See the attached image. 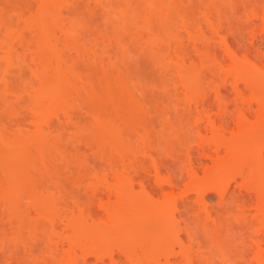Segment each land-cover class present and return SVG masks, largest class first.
<instances>
[{
    "label": "rangeland",
    "instance_id": "rangeland-1",
    "mask_svg": "<svg viewBox=\"0 0 264 264\" xmlns=\"http://www.w3.org/2000/svg\"><path fill=\"white\" fill-rule=\"evenodd\" d=\"M257 111L264 0H0V264H264L233 205L252 155L214 165L230 193L190 188Z\"/></svg>",
    "mask_w": 264,
    "mask_h": 264
},
{
    "label": "bare ground",
    "instance_id": "bare-ground-1",
    "mask_svg": "<svg viewBox=\"0 0 264 264\" xmlns=\"http://www.w3.org/2000/svg\"><path fill=\"white\" fill-rule=\"evenodd\" d=\"M224 88L226 89V87H224ZM226 90H228V89H226ZM233 102H234V101H233ZM236 103H237V102H235V104H236ZM210 104H211V103H210ZM232 104H233V103H232ZM232 104H231V106H232ZM235 104H233V105H235ZM211 105H212V104H211ZM211 105H210V106H211ZM227 105H228V104H227ZM227 105H226V106H227ZM229 105H230V104H229ZM229 105H228V106H229ZM238 105H240V104H238ZM238 105H236V106H232L233 108L235 107L234 109H233V108L230 109V108H231V107H230V108H229V109H230L229 113H231L233 110H238V109H237V106H238ZM226 106H225L224 108L226 109V112H228ZM228 106H227V107H228ZM240 106H241V105H240ZM240 106H239V107H240ZM239 107H238V108H239ZM242 107H243V106H242ZM242 107H240L239 110H238V112H239L240 115L242 114V112L240 111V109H241ZM248 108H249V107H248ZM248 108H247V109H248ZM229 109H228V110H229ZM231 110H232V111H231ZM243 110H245V109L242 108V111H243ZM224 111H225V110H224ZM224 111H223L222 113H220L219 115L217 114V117L220 116L221 114H222V116L224 117V115H223L224 113H225V115H226L225 117H228L229 115H232V114L226 113V112H224ZM248 111H250V110L248 109ZM234 112H235V111H233V114H234ZM238 112H236V113H238ZM240 112H241V113H240ZM246 112H247V111H246ZM246 112H245V114H246V117H247V114H248L249 112H247V113H246ZM250 112H252V114H253V112L255 113V110L252 111V109H251ZM262 112H263V111H262ZM236 113H235V115H236ZM256 113H261V112H258V111H257ZM227 114H228V115H227ZM243 114H244V113H243ZM243 114H242V115H243ZM235 115H234V117H235ZM237 115H238V114H237ZM237 115H236V116H237ZM248 115H249V114H248ZM261 115H262V113H261ZM244 116H245V115H244ZM250 116H251V115H250ZM252 116H253V115H252ZM262 116H264V115H262ZM225 117H224V118H225ZM229 117H230V116H229ZM232 117H233V115H232ZM240 117H241V116H240ZM253 117H254V116H253ZM219 118H220V119H219ZM219 118H218V119H219V122H220V120H222L223 118L221 119V116H220ZM235 118H236V117H235ZM257 118L260 119V116H259V117L257 116ZM214 119H215V118H214ZM214 119L212 118V119H211V122H212V120H213V123H214V121H216V120H214ZM218 119H217V121H218ZM227 119H228V118H227ZM227 119H226V122H224V121H225L224 119H223L224 121H222V122L225 123V125H224V124H221V122L219 123L220 126H219V124L217 125V126H219V128H221V127L223 128V127H224L223 130H222V128H221V130H222L224 133H225V131L227 132V130H224V129H225V126L228 125V122H227L228 120H227ZM229 119H230V118H229ZM242 119H244V118H242ZM247 119H248V118H247ZM247 119H244V120H245V122H247V124H248V128H252V127H249V119H248V120H247ZM255 119H256V116H255ZM261 119H262V118H261ZM232 120H233V119H232ZM237 120H240L239 117H238ZM250 120H251V118H250ZM253 120H254V119H253ZM253 120H252V121H253ZM263 120H264V118H263ZM263 120H262V121H263ZM235 121H236V120H235ZM235 121H234V122H235ZM240 121H241V122H240ZM240 121H236V122H239V124L236 123V125H241L240 127H242L244 124H245V126L247 125V124H246L245 122H243L242 120H240ZM262 121H259V123L262 122ZM211 122H210V123H211ZM229 122H230V121H229ZM256 122H257V119L254 121V124L256 125L255 128L257 127V124H258V123L256 124ZM213 123H211V124L214 125ZM241 123H243V124H241ZM252 123H253V122L250 121V124H252ZM226 124H227V125H226ZM254 124H253V125H254ZM260 124H261V125H260L261 127L259 126V129H260V128H263V131H262L263 133H262L261 135H260V133H259V132H261V131H259V129H258L259 132H255V133H259L258 135H256V134H255V135H254V134L251 135V133H250L251 136H247V135H249V132L246 131V130L248 129L247 126H246V127L243 126V127H245V128L241 129L242 131L246 129L244 133H241V130H240V133L233 134V132L231 131V132H232V134H231L232 136L229 135L230 137H228V138H227V136H226V139H230L229 142H231V143H229V144H231V145H229L230 148H231L230 151L227 150V149H229V147L227 146L228 148L225 150L226 153H224L225 155H224L223 157L219 156L218 159H216L217 157L215 156V158L212 159V160H214V161H213V162H210V163H213V165H211V166L208 165V166H210V168H206V167H205L206 171H208V172H210V174H211V173H212V174H211V175H210V174H207V175L204 174V175H203L204 177L200 176V177L202 178V182H200V183H199V182H196V181L198 180V179H197V180L195 181L196 183H198L197 185H196V183H195V184L191 183V184L194 185L195 188H192L193 185H192V187L190 186V188H191V191H192V190L194 191V190L196 189L194 192H196V191L198 192V193L196 192L197 194L195 193V194H193V195H198V194H200V195H201V194L204 195L205 191H207V190H210V191H211V190H212V191H213V190H214V191H217L216 193L218 194V193H219V192H218L219 187L222 188L221 186H224V188H226L225 186L228 185V184H227L228 182L225 181V184H224V181H222V180L220 181V179H221V178L223 179L224 176L221 177V173H220L221 171L219 172L218 170H217V171L219 172V176L221 177V178L219 179V181L222 182V183H220L218 180H215V179H214L215 177H213V175H214V172H215L216 169H214V168H217V167H218V169H220V166L223 167L224 165H226V162H227V164H228V163H231L232 161H233V163H234V160H235V163H234V164L236 165V164H237L236 162H239V161H240V163H241L242 160H246L247 158H249V157L252 155V157L250 158L251 160H250V159L248 160V161H250L251 163L248 162L247 160H246V162H245V161H242V164H239V163H238L239 165H243V162H244V164H246V163L248 162L249 165L247 166V171H246V169H244V167H245L246 165H245V166L243 165L244 167L241 166V169H242V167H243L244 170H243V169H242V170L239 169V167L236 168V169H239V170H240V172L237 173V174L240 175V177L242 178L241 180L243 181V182H242L241 180L238 181V180H239V179H238V180H237L238 183L240 184V182H241L242 184H240V185H241L242 187H244V186H246V187L248 186V187H249V186L251 185L250 187H252V189H251V188H248V189H251V191L253 190V192H252V193H250V191H249V193L245 192V194H244L245 197H244V196H243V197H240V198H243V200H241L240 198H238V200H236L237 198L234 199L235 201H238V202H242V201H244V203L242 202V203L233 204L234 206H235V205H236V206L238 205V208L240 207V209H237V207H234L231 203H230V204H231L232 206H231V205H230V206H231L232 208H234V209L236 208L237 210H241V209H245V208H247V207H246L247 204L245 205V202L248 203V201H251V202H249L250 205L248 204L249 206H251V204L254 205V203L256 202V203H255L256 207H255V210H254V212L256 211V213H254V216H253V213L247 211V210L250 209V207H249L248 205H247V206H248L247 210H246V209H245V210H246V212H249V213H247L246 215H248V214H250V216L252 215L251 217H253L254 219H256V220H255L256 222L252 220L253 223H254V222L257 223V221H258V223H257V224L259 225L258 228L260 227V228L263 229L264 227H261V226H264V167H263L264 164H262V163H264V157H261V155H263V153L261 154V152L263 151L262 149H264V146H263L264 143H262V144H263V145H262L263 147H261V148L259 147V145L256 146L257 144H259V143H261V142H264V136H262V135H264V123H260ZM204 125H205V124H203V126H204ZM215 125H216V124H215ZM215 125H214V126H215ZM234 125H235V124H234ZM253 125H252V126H253ZM258 125H259V124H258ZM200 126H201V125H200ZM217 126L214 127V128L216 129ZM231 126H233V125H231ZM204 127H205V126H204ZM228 127H229V126H228ZM236 127H237L236 129L239 128V126H236ZM206 128H207V127H206ZM211 128H212V127H211ZM211 128H208L207 130L210 131ZM226 129H227V128H226ZM239 129H240V128H239ZM239 129L236 130V131L238 132ZM256 129H257V128H256ZM217 130H218V129H217ZM219 130H220V129H219ZM231 130H232V129H231ZM251 130H252V129H251ZM261 130H262V129H261ZM205 131H206V129H205ZM211 131H212V130H211ZM214 131H215V130H214ZM214 131H212V132H214ZM222 131H221V132H222ZM234 131H235V130H234ZM236 131H235V132H236ZM249 131H250V130H249ZM219 132H220V131H218V133H219ZM221 132H220V133H221ZM231 132H230V133H231ZM246 132H247L248 134H247ZM216 133H217V132H216ZM220 133H219V135H220ZM224 133H222V135H224ZM227 133H229V131H228ZM222 135H221V136H222ZM259 135H260V136H259ZM222 137H225V136H222ZM225 143H226V142H225ZM251 144H252V146L254 147V150L250 149V150H249L250 152H249L248 149H249V148H253V147L251 146ZM204 145H205V144H204ZM206 145H207V144H206ZM206 145H205V147H206ZM208 145H210V144H208ZM208 145H207V147H206V150H208V151H206L205 154L211 156V154H208V153H210V150H209L210 148H209ZM202 146H203V145L201 144V149L204 147V146H203V147H202ZM260 146H261V145H260ZM199 147H200V146H199ZM205 147H204V149H205ZM256 147L259 149V153H258V151H257L258 149H257V150L255 149ZM197 148H198V147H197ZM225 148H226V146H224V149H225ZM195 149H196V148H195ZM195 149H194V152H193V153H196V151H197L198 149L200 150V148H198V149H196V150H195ZM204 149H202V150L205 151ZM211 149H212V148H211ZM215 150H216V149H215ZM255 150L257 151V155L254 153ZM217 151H218V149H217ZM217 151H216V153H217ZM222 151H224V150H222ZM225 151H224V152H225ZM198 152H200V153H198V154H201L202 151L200 150V151H198ZM249 153H251V154H249ZM252 153H254L255 155L252 154ZM198 154H196V155H197V157L199 158L201 155L198 156ZM202 154H204V152H202ZM205 154H204V156H206ZM212 154H213V153H212ZM258 154H260V156H259ZM216 155H217V154H216ZM222 155H223V154H222ZM247 155H249V156H247ZM204 156H203V157H204ZM194 157H195V155H194ZM201 157H202V156H201ZM201 157H200V160L198 159V161H197V160H196V161H197V162L201 161V159L203 158V157H202V158H201ZM212 157H213V156H212ZM212 157H210V158H212ZM207 158H208V157H207ZM257 158H258V159H257ZM204 159H205V158H204ZM232 159H234V160H232ZM210 160H211V159H210ZM212 160H211V161H212ZM231 160H232V161H231ZM230 161H231V162H230ZM214 162H215V163H214ZM233 163H232V166L234 167ZM205 164H206V163H205ZM214 165H217V167H215ZM218 165H220V166H218ZM239 165H237V166H239ZM232 166H231V168H232ZM237 166H236V167H237ZM211 167H212V168H211ZM228 167H230V166L228 165ZM226 168H227V167H226ZM205 169H204V170H205ZM208 169H210V170H208ZM211 169H212V170H211ZM213 169H214V171H213ZM228 169H229V168H228ZM228 169H226V170H228ZM223 170H224V168H223ZM235 171L238 172V170H235ZM243 171H246V172H247V175H246V172L243 173ZM208 172H207V173H208ZM236 172H235V174H236ZM222 173H223V172H222ZM226 173H227V172H226ZM235 174H234V175H235ZM181 175H182V174H181ZM181 175L179 174V176H181ZM208 175H210V176H208ZM217 175H218V174H217ZM226 175H228V174H226ZM226 175H225V177H226ZM231 176H233V175H231ZM231 176H230V177H231ZM177 177H178V176H177ZM206 177H210V178L206 179ZM211 177H212V178H211ZM238 177H239V176H238ZM244 177H245V178H244ZM246 177H247V178H246ZM180 178H182V177H180ZM203 178H204V179H203ZM228 178H229V177H228ZM228 178H226V179H228ZM231 178H232V180H234L233 182L236 181V176H235L234 178H233V177H231ZM177 179H179V177L176 178V180H177ZM172 180H174V179H172ZM224 180H225V179H224ZM228 180H229V179H228ZM228 180H227V181H228ZM246 180H247V181H246ZM248 180H250L251 182L248 181ZM179 181H180V180H179ZM179 181L177 182L178 184H179ZM230 181H231V180H229V183H230ZM244 182H246L245 185H244ZM170 183H172V182H170ZM170 183H169V184H170ZM177 183L174 182V184H177ZM235 183H237V182H235ZM250 183H251V184H250ZM178 184H177V185H178ZM191 184H189V185H191ZM221 184H222V185H221ZM239 184H238V186H239ZM189 185H188V187H189ZM195 185H196V186H195ZM219 185H220V186H219ZM170 186H171V185H170ZM174 186H175V185H174ZM241 186L237 187V188L239 189V192H240V189H242ZM186 187H187V186H186ZM196 187H197V188H196ZM228 187H229V186H227L226 190L228 189ZM246 187H244V189H245L244 191H247V190H248ZM190 188H189V189H190ZM229 188H230V187H229ZM184 189H185V191H186L185 193H187V192H188V189H187V188H184ZM232 189H233V188H232ZM234 189H235V188H234ZM238 189H236V190H238ZM221 190H224V189H220V190H219L220 193H221ZM200 191H202V192L200 193ZM212 191H211V192H212ZM214 191H213V192H214ZM227 191H228V190H227ZM231 191H232V190L228 191V193H230ZM244 191H243V192H244ZM233 192H234V190H233ZM237 192H238V191H237ZM239 192H238V193H239ZM243 192H241V193H243ZM206 193H207V192H206ZM220 193H219V194H220ZM234 193H235V192H234ZM234 193H233V194H234ZM238 193H235V194H236V195H239L240 193H239V194H238ZM188 194H189V192H188ZM224 194H227L226 191H225V193H223V195H224ZM200 195H198V196L195 197V198L198 197V198L200 199L201 202L198 200V198L196 199V200L199 202V204H201V203H202V200H203V198H202V199L200 198ZM202 195H201V197H202ZM220 195H221V194H220ZM223 195H222V196H223ZM230 195H231V194H230ZM230 195H227V196H230ZM236 195H235V196H236ZM216 196H217V195H215V198H214V199H217V198L219 197V196H218V197L216 198ZM231 196H232V195H231ZM235 196H234V198H235ZM240 196H242V195H240ZM223 197H224V196H223ZM237 197H238V196H237ZM165 198L167 199V198H169V197H165ZM183 198H184V196H183ZM186 198H187V197H186ZM195 198H194V199H195ZM219 198H221V197H219ZM219 198L216 200V201H217L216 203H221V202H219V200L222 201V200H221L222 198H221V199H219ZM224 198L226 199V197H224ZM224 198H223V199H224ZM244 198H245V199L247 198L248 201H247V200H244ZM181 199H182V198H181ZM184 199H185V198H184ZM227 199H229V198H227ZM239 199H240V201H239ZM253 199H255L256 201H255V202L252 201ZM196 200H195V201H196ZM184 201H185V202H184ZM184 201H183V202L186 203V200H184ZM187 201H189V200H187ZM195 201H194V202H195ZM230 201H231V200H230ZM164 202H165V201H164ZM167 202H168V201H167ZM214 202H215V201H214ZM231 202H232V201H231ZM252 202H254V203H252ZM165 203H166V202H165ZM165 203H164V204H165ZM184 203L181 204V205H183V207H187V208H188V206H189L190 204H193V203H190V202H189L190 204L187 203V205H186V204L184 205ZM223 203H226L225 200L222 201V204H223ZM227 203H228V202H227ZM234 203H236V202H234ZM240 204H242V205L244 204V205H243L244 208H243L242 205H240ZM165 205H166V204H165ZM167 205H168V203H167ZM173 205H174V204H173ZM204 205H205V207H206V203L204 204V201H203L202 206H204ZM217 205H218V204H217ZM224 205H225V204H224ZM228 205H229V204H228ZM253 205H252V206H253ZM255 205H254V206H255ZM199 206H200V205H198V208H199ZM230 206H229L228 209L231 208ZM161 207H162V206H161ZM190 207H192V206L190 205ZM193 207H194V204H193ZM205 207H204V208H205ZM226 207H227V206H226ZM226 207H225V208H226ZM241 207H242V208H241ZM163 208H165V206H164ZM163 208H161V210H159V209H160V207H159L158 210H159L160 214H159L158 210H156L157 212L154 211V213H155V214L158 213L157 215H159V216L161 215L162 218H164V217L166 216V214H168L167 210L169 211V209H168L169 207H168L167 210H166L167 213L164 211V212H165V215H164V214H161V213H164V212H163ZM200 208H201V206H200ZM204 208H202V209L204 210ZM210 208H211V206H210ZM253 208H254V207H253ZM253 208H252V209H253ZM165 209H166V208H165ZM202 209H200V210H202ZM236 209H235V211H234V215H233V216H235ZM203 210H202L201 212H203ZM185 211L188 212V210L186 209V210H184V212L182 211V214H183V213L185 214ZM205 211H206V210H204V212H205ZM208 211H209V210H208ZM229 211H230V210H229ZM169 212H170V211H169ZM187 212H186V213H187ZM237 212H238V211H237ZM243 212H245V211L243 210ZM246 212H245V213H246ZM252 212H253V211H252ZM149 213H150L151 215H149ZM149 213H147V215H146V216H149V218H151L150 216H152V217L154 216V215H152L153 212H149ZM154 213H153V214H154ZM170 213H171V212H170ZM206 213H207V212H206ZM208 213H210V212H208ZM241 213H242V210H241ZM245 213H244V214H245ZM180 214H181V211H180ZM182 214H181V215H182ZM239 214H240V212L236 213L237 216H239ZM178 215H179V214H178ZM187 215H188V214H187ZM246 215H245V216H246ZM159 216H157V219L162 221V225H161V221H157L156 225H157L158 223H160V225H161L160 227H163V229H165V228H164L165 226H168L167 222L169 223V221H167V220H166L167 222L165 221L166 217H167L168 220H169L170 218L174 217L173 215H172V217H170L171 215L169 214V215H167V216L164 218V220H163L162 218L159 219ZM161 216H160V217H161ZM184 216H185V215H184ZM237 216H235V217H236V219H235L236 222H237V219H238V218H240V219H238V221H239V220H242V222H244V221L247 222V223H249V221L251 222V220L247 219V216L245 217L243 214H241V216H244V217L247 219V221L245 220L244 217H240V216H239V217L237 218ZM248 216H249V215H248ZM250 216H249L248 218H250ZM255 216H256V217H255ZM169 217H170V218H169ZM185 217H186V216H185ZM187 217H189V216H187ZM149 218L147 217V219H149ZM242 218L244 219V221H243ZM253 218H252V219H253ZM153 219H155V221H156V217H155V216H154L151 220H153ZM248 220H249V221H248ZM155 221H154V222H155ZM242 222H241V223H242ZM19 223H20V222H19ZM164 223H166L167 225L165 224V226H164ZM241 223H240V224H241ZM253 223H252V224H253ZM255 223H254V224H255ZM154 224H155V223H154ZM242 224H243V223H242ZM252 224H249V225H250L249 227L247 226L248 229L251 228V227L254 225V224H253V225H252ZM257 224H256V225H257ZM158 225H159V224H158ZM246 225H248V224H246V223H245V225L243 224V226H246ZM17 226H18V228H15V230H17V229L20 230V229L22 228V227H21V223L18 224ZM19 226H20V227H19ZM240 226H242V225H240ZM243 226H242V227H243ZM158 227H159V226H158ZM160 227L158 228L159 230L162 229V228H160ZM19 228H20V229H19ZM244 228H245V227H243V229H244ZM256 229H257V226H256ZM18 230H17L16 232H18ZM258 230H259V229H258ZM256 231H257V230H256ZM20 232H21V233H20ZM259 233H260V231H259ZM263 233H264V232H263ZM19 235H21V236H19ZM257 235H259V234H257ZM263 235H264V234H263ZM263 235L261 234L260 236H263ZM18 236H19L20 238L22 237V229L18 232L17 237H18ZM19 237H18L17 239H19ZM258 238H259V237H258ZM258 238H257V239H258ZM262 239H264V237H263ZM262 239H258V240H261V241H262ZM21 240H22V238H21ZM21 240H20V242H21ZM20 242H18V244H20ZM21 244H22V243H21ZM17 246L20 247L19 245H17ZM250 248H251V247H250ZM22 251H24V250H22ZM22 251H18V252L21 253ZM246 251H249V250L247 249ZM246 251H245V252H246ZM18 252H17V255H21V254H18ZM22 254H23V252H22ZM259 257L261 258V256H259ZM0 258H2L1 255H0ZM21 258H22V255H21ZM21 258L18 257V259H17L18 261L15 260L17 264H23V263L20 262ZM1 260H2V259H1Z\"/></svg>",
    "mask_w": 264,
    "mask_h": 264
}]
</instances>
